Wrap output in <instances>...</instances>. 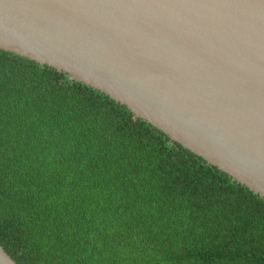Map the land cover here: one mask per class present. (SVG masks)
Wrapping results in <instances>:
<instances>
[{"label": "trees", "instance_id": "trees-1", "mask_svg": "<svg viewBox=\"0 0 264 264\" xmlns=\"http://www.w3.org/2000/svg\"><path fill=\"white\" fill-rule=\"evenodd\" d=\"M0 245L16 264H264V199L107 95L0 50Z\"/></svg>", "mask_w": 264, "mask_h": 264}, {"label": "water", "instance_id": "water-1", "mask_svg": "<svg viewBox=\"0 0 264 264\" xmlns=\"http://www.w3.org/2000/svg\"><path fill=\"white\" fill-rule=\"evenodd\" d=\"M0 50L107 95L264 199V0H0ZM0 264H16L1 245Z\"/></svg>", "mask_w": 264, "mask_h": 264}]
</instances>
